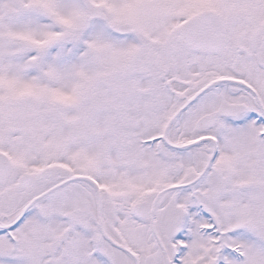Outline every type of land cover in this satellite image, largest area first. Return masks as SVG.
I'll list each match as a JSON object with an SVG mask.
<instances>
[{"label": "snow or ice", "instance_id": "obj_1", "mask_svg": "<svg viewBox=\"0 0 264 264\" xmlns=\"http://www.w3.org/2000/svg\"><path fill=\"white\" fill-rule=\"evenodd\" d=\"M0 264H264V0H0Z\"/></svg>", "mask_w": 264, "mask_h": 264}]
</instances>
